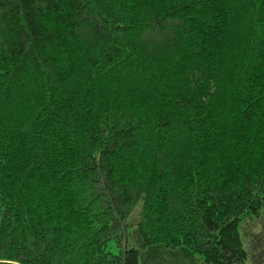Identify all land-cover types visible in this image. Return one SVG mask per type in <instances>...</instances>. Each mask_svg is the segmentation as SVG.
I'll return each mask as SVG.
<instances>
[{"label": "trees", "instance_id": "16d2710c", "mask_svg": "<svg viewBox=\"0 0 264 264\" xmlns=\"http://www.w3.org/2000/svg\"><path fill=\"white\" fill-rule=\"evenodd\" d=\"M0 264H264V0H0Z\"/></svg>", "mask_w": 264, "mask_h": 264}, {"label": "rangeland", "instance_id": "374dc122", "mask_svg": "<svg viewBox=\"0 0 264 264\" xmlns=\"http://www.w3.org/2000/svg\"><path fill=\"white\" fill-rule=\"evenodd\" d=\"M239 27V26H238ZM240 28V27H239ZM179 148V147H178ZM181 147L179 148V151H180Z\"/></svg>", "mask_w": 264, "mask_h": 264}]
</instances>
